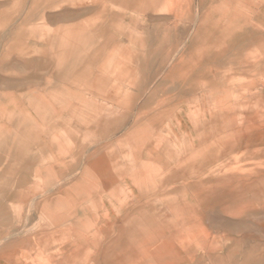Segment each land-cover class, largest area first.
<instances>
[{"label":"rangeland","instance_id":"374dc122","mask_svg":"<svg viewBox=\"0 0 264 264\" xmlns=\"http://www.w3.org/2000/svg\"><path fill=\"white\" fill-rule=\"evenodd\" d=\"M0 264H264V0H0Z\"/></svg>","mask_w":264,"mask_h":264},{"label":"crops","instance_id":"0c3cea01","mask_svg":"<svg viewBox=\"0 0 264 264\" xmlns=\"http://www.w3.org/2000/svg\"><path fill=\"white\" fill-rule=\"evenodd\" d=\"M241 1H246V0H241ZM258 8H259V6H258ZM223 15L227 19L228 24H229V26L227 27L226 30L233 29V27L236 26L237 28H239L238 30L240 32H238L236 30L235 31L238 32V34H240V36L244 35V32H242L243 31L242 28L244 27L243 25L246 23V20L244 17L242 18L239 14H237L233 11L231 13L227 14V12L225 10L223 11ZM233 31H234V29H233ZM231 33H232V31L225 32L226 36H228V37L233 34V33L232 34Z\"/></svg>","mask_w":264,"mask_h":264}]
</instances>
